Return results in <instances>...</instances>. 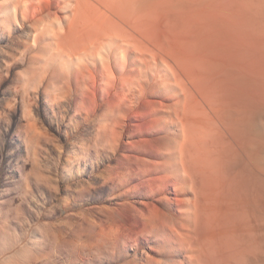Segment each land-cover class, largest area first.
<instances>
[{"label":"rangeland","instance_id":"obj_1","mask_svg":"<svg viewBox=\"0 0 264 264\" xmlns=\"http://www.w3.org/2000/svg\"><path fill=\"white\" fill-rule=\"evenodd\" d=\"M43 1L45 0H40V2L39 0L31 1L32 4L30 2L24 5L19 4L16 13L11 12L10 15L5 14L6 17L0 15V264H197V259H200L201 261H199V263L202 262V264L205 260L206 262L204 264H213V260H215V263L217 260L218 264H264V248H258L255 252H251L252 249L250 253L246 252L245 254V250L248 248L247 251H249L251 246L248 244V247L245 248V244H243L244 247L242 246L245 240H243V242L241 241L243 237L245 239L248 233L250 236L246 238L249 239V242L247 239L246 241L255 244L252 245L253 248L254 246L257 247L258 243V246H261L260 244L264 242L263 221L260 222V220H258L262 225V229L258 230L256 229L258 225H253L254 220L256 218L258 219L257 216L261 218L263 215L264 217V210L259 208V210L255 211L253 209L252 211L256 212L255 218H253L254 216L251 215L252 212L250 215L248 213L251 207L248 206L250 209L245 206H243L242 209L240 207L242 213L245 212V208L247 209L245 214L243 213L245 221H242V214L238 211L239 205H236L238 206L236 207L233 204L234 201L235 203L238 201L233 200L237 198V195L235 196L232 190V188L235 189V184H233L234 186L232 187V184L227 182L231 186L229 187L227 184L230 188L229 192L230 190L233 191V196L232 191L230 195L227 191L228 187L226 188L227 185H224L226 184L224 183L226 180L223 179L222 181L220 178L224 183H221L220 187L223 184V187L226 188L224 189L221 187L224 189L222 195L223 197L226 196V198L229 195L232 197L227 198V200L228 202H230L231 199L233 200L231 203L233 208L230 207V203L228 204L227 202V207L225 204L221 209L222 211L224 208H228L226 211L224 210L226 214L222 216L224 212H221L219 208L224 204V202H222V197L221 206L220 203L218 204L219 206L216 204L219 201H214L216 203L213 207L217 205L216 209L219 210H215L221 213L220 215L216 213L217 217H215L216 219L218 215L219 217L221 216V219H223L224 216L228 217L232 214L228 212L229 210L230 212H234L232 218H236L234 217L236 216L235 210L238 209L237 220L232 221V223L229 221L232 219L230 216L229 218H225L228 222L225 221L229 226V230L232 226L231 224H235L233 225L234 230L232 229L233 226L231 228L233 231L237 228L236 226L238 224L236 225V222L241 221L239 225L242 226H238V230L233 232L235 235L237 234L236 236H238V234H245V231L247 232L245 236H239L242 237L240 239L235 236L239 240L234 236H230L233 234L231 233L232 231L228 232L226 230L228 228L225 225L226 222H222L223 220H221V224L219 222L220 220L218 221L213 217L215 210H212L209 205L208 207L205 206L208 203L207 201L211 199V194V197H213L216 193L217 196H215V198L219 200L217 198L219 196L217 193H222L223 189L220 190L217 188H220L218 184L221 181L219 178L216 180V182H219L216 183L218 187L216 186L217 191L214 193L212 190L214 191L215 186L211 185L215 184L211 181L213 180L211 176L210 180L208 174L204 171L198 170L200 173L197 172V169L194 171V167H190L191 165L193 166V163H191V165L190 163L186 165V163L191 161L189 157H186L188 153H184L187 152V150L179 143L182 142V137L186 129L185 120L182 121V119L187 117L184 115L185 109L184 106H182V104H185L183 102H186L185 94H187V92L184 85L182 87L185 89V92L181 87V80L176 79L175 81L172 76H167L163 66L159 67L160 62L158 61L155 62L150 60L152 64L149 61L150 63L146 66L148 69L147 71L144 64H139V56L135 52L133 53L131 50L130 52L128 49H124L121 50V53L113 42L106 43V47L104 45L103 48H98L95 54H91L90 52L81 56L80 59L77 58L69 62L65 61V65L62 60L60 63L59 57L55 56L56 58H54L51 56L54 60L51 58L49 59L48 57H50V55H45L49 51V46H47L48 43H46L48 41L45 37H42V40L45 39L43 41L45 43H43L40 39L41 35H39V32L36 30V28H38V22L40 23L41 21H37V18L40 17L42 19V14H45L46 10H48L47 12L50 10L52 13H55L52 14L49 12L50 14L48 13V15L50 16H62V10L58 8L62 3L61 0H51L54 1L53 8H51L47 4L50 0H46L45 2L47 3ZM36 2L45 3L43 4L45 8L42 3L36 4ZM25 7H27V9ZM43 10L45 11L43 12ZM18 22L20 23L18 24ZM34 26H36V28ZM195 26L198 28L200 25ZM200 27L189 31V33H194L192 41H195L193 44H189L190 41L186 43L183 36L179 35V43L180 40H184L182 41L184 42L182 46L185 44L184 46L187 47H184L187 50L183 49V52L185 51L188 53H186L187 56L184 55L185 52L183 53L184 58H187H185V61L182 60V62H186L187 59H189V51H194L190 48L194 49L195 47L196 51L200 46V48L202 47L201 49L199 48L200 54L206 53L207 56L206 54L205 56L204 54L200 55L199 52H197L198 50L191 53L192 56L190 55V58L194 57L191 59L193 61L189 59L186 63L190 61V63L193 62V64L189 63L188 69L193 68L192 70L194 71V67H199V65L197 66L198 62L200 64L203 63L205 67L202 65L203 67L201 66V70L199 68L196 69L197 72H195L197 74L193 72L196 76L204 72L202 74L204 80L205 78L207 79L206 75L209 76L213 72L208 79L212 78L216 81L211 83V80L209 81L207 79L212 85L215 83L218 88V83L222 82L223 85H225L224 83H228L229 81V84H227L228 87L224 86V88L232 87L231 89H233L239 86L238 89L241 88L242 90H238V92H242L243 89L247 87L245 89V95L248 98H250V95L253 97L251 86L249 89L248 86H244L248 85V83L249 85L254 84L253 73H251L252 78L249 76L253 81L252 83L250 80H247L249 78L248 76L247 79H245L247 81H243L242 78H244V75L240 73V77H242L240 81L245 83H237L240 84L237 86V84L233 82L232 85H230L232 82L231 78L238 77L237 80L240 82L239 76H236L235 72L241 68L240 65L238 69H236L237 67L235 66L233 68L231 64L238 60L236 63L238 65L242 63V60L239 61L240 59L235 55V52L234 57L232 55L233 53H229L234 51L233 48L228 47L229 49H226L227 46L224 48L223 42L212 37V30L210 31L208 25H205V30H201ZM202 28H204V26ZM186 30L188 31V29ZM193 30L195 31L193 32ZM37 35L40 36L39 39L41 42L37 38ZM33 36L36 37V42L33 40ZM212 39L216 40L218 44L215 45ZM196 40L198 44L195 43ZM206 43H208V46ZM203 45H206V47ZM213 45L215 47H213ZM182 46L176 50L174 49V51H180L183 48ZM203 47H205V51H203ZM221 47L223 48L220 49ZM216 48H218V50ZM208 49L214 53L216 51L220 55L213 53L212 57V52ZM219 49L223 50V52ZM224 50L228 51L224 52ZM174 51L172 50V54ZM219 51L221 53H219ZM176 54L177 53L172 56L175 57ZM180 54L182 56V51H180ZM180 54L178 53V56H180ZM217 55L219 57H217ZM178 56L175 58L178 59ZM183 56L181 58L179 57L180 61L178 62L182 63L181 59H183ZM195 56H199L197 58L199 61ZM168 58L174 61L172 58ZM234 58L237 60L233 61ZM244 60L241 68L242 71L239 70L237 72L238 74L240 71L243 72L245 70H243L245 64ZM225 61L227 62L225 63ZM232 61L233 63H230ZM220 62L221 65L223 62L224 67L219 64ZM207 63L211 65H207ZM228 63L232 69H235L232 70L234 71V77L231 78L228 76L232 73L231 69H227L230 68ZM182 64H180L181 68L179 67L178 70L179 74L185 70V65H183L182 68ZM224 64H228V67ZM247 64L246 62V67ZM191 65H193V67H191ZM206 66L208 71L205 69ZM211 66L215 67V69ZM249 66L253 68L254 65L249 64ZM220 67L222 68L220 69ZM225 68L231 71L229 73L226 71L228 75L224 70ZM217 69L218 71H216ZM159 70L161 71L159 72ZM187 70L180 75L189 73V75H185L190 77L191 72ZM198 70H200L201 73ZM222 73L227 75V79H231V81H226V77H223V80L226 81L223 82L222 79H220L222 78L221 75L223 76ZM247 73L248 71L246 69L244 71L245 76ZM200 75H198L197 79L195 78L198 83H202L200 87L203 84L209 87L210 84L208 85L207 81L205 83L204 80L203 83V80H200L202 77ZM212 75L216 76L213 78ZM231 76H233V74H231ZM187 77H182L184 83ZM216 77L220 78L217 79ZM155 78L158 80H155ZM188 82L187 80V83ZM222 83L219 87H222ZM215 84L214 87H216ZM188 86L192 88L190 83ZM242 86L244 88H242ZM210 87L214 89L213 86ZM176 88H178V91ZM235 89L237 90V88ZM229 91L231 90H227L226 93L229 94ZM247 91H249V95H247ZM241 92L240 94L243 96L242 94L244 91ZM228 94L227 98L230 96V100H232L234 95L232 96L230 94L234 93ZM246 96H244V99H248ZM180 98L182 102L179 100ZM177 105L179 106L177 107ZM178 108L180 109L178 110L179 112L176 110ZM171 110L173 111L172 113L170 112ZM175 111L176 116L181 115L185 117L181 119L179 116L177 118L175 116ZM183 111L184 113H182ZM168 115L171 117L168 118ZM172 116L174 118H172ZM171 124L173 125L171 126ZM175 134H177V138ZM174 145L179 147L177 148V146ZM174 149H177L179 153L177 154V151L175 152ZM181 157L182 159H180ZM180 162L181 164H179ZM179 166L182 168L181 170ZM187 166H189V168H191L190 170L194 173L197 172V174L189 171ZM185 167L186 170H184ZM235 167V169H238L237 166ZM190 172L194 174L192 175L193 177L190 176L192 174ZM199 174H201L200 176L203 179L206 175L212 182L210 184V181L204 179L208 182L206 184L210 185L209 188H212V190L211 188L209 189L211 190V194H209L210 192L208 189L209 193L206 192V188H202L201 183H203L204 187L208 186L200 176L203 182H199L200 184L197 182L200 181L196 179L199 178L197 176ZM194 176L197 177L194 178ZM193 181H196L198 187L202 189H199ZM237 184H239L238 186H244L243 181ZM191 185L194 187H192L193 190H197V195L195 193L196 191L191 190ZM198 189L200 191L202 190L201 193ZM203 191L208 193L205 198L202 197L203 195H200L205 194ZM198 192L200 194H198ZM224 192L229 194L227 195L225 193L226 195H224ZM197 196L203 198L204 200H202V202L205 201L206 204L198 205L196 202L201 198ZM194 197H197L196 199H198V201L195 202V200H193L195 199ZM207 197L210 199L205 200ZM213 198L211 199L212 201ZM241 199L242 202L243 198ZM212 201H209V204L210 202L213 204ZM199 202L201 204V201ZM237 203L240 204L239 201ZM212 204L210 206H212ZM242 204L240 205L242 206ZM190 205L193 207H190ZM196 205H198L199 208L198 206L196 207ZM203 206L206 208L207 216L209 215L208 211H213V216L210 217V219L206 218L207 216L204 214L206 211ZM195 207L198 209L202 208L200 211L202 212L204 210V213L202 212L200 214V211L198 210V212L197 209L195 210ZM234 207L236 208L235 210ZM208 208H210V210ZM229 208H232V211ZM194 210L197 212H194ZM261 211L262 214H260ZM194 213L199 214L201 219L197 214L194 216ZM202 215L206 217L203 216V219ZM211 215L212 213L209 216ZM245 215L249 219L253 218V223L251 219L247 220ZM187 217L190 221L192 218H195V221L200 219L198 224L201 221L200 226L203 227L204 224L202 223V219L205 224L207 220L208 223L211 224L205 225L204 228L208 229L210 227L213 235H215L217 231H221V228L218 226L219 224L222 225L224 229L225 225L227 233H231L228 235L226 231L223 230L224 234L228 235H225L226 238L230 236L235 238L237 242H235L236 245L235 243L233 244V242H229V240L224 241V243H231L227 247L231 245L234 250L231 248V251H228V248L224 246V244L222 248L226 247V249H223V253L220 250L222 248H218L219 246L221 247L219 243L222 244V242L215 240V242H217L216 244L214 243L215 245L213 244L215 246V248L214 246L213 248L215 249V253L218 252V250L219 253H213L214 249L211 250V253H213V257L214 255L215 257L217 256V259H214L212 255L209 256L210 251L206 248L207 244H210L209 242L213 241L216 236L218 239V234H220V237L223 236V238H219V241L221 239V241H223L225 236L223 233L221 236L222 231L218 232L216 236H211V238L214 237V239L210 240L205 245L203 241L206 239L207 242L208 239H211L208 238V234L211 231L205 229V231L207 230L206 234L202 227L201 229L204 232L201 230L199 231L198 229L200 226L197 222H193L192 224L193 227L195 223L198 225L195 226L199 227L197 230L200 232L201 238L198 236L199 234L196 229L194 230L192 226L190 230L192 234L195 233L194 235L196 238L194 239V235H192V237H190V235V238H188V242H190V239L195 240H192L195 244L192 245L191 242L188 249L195 246L197 251H195L194 248L188 250L183 247L182 243L179 244L180 237L178 236H182L183 238L185 236L182 234L190 232V230L189 232L186 230L187 227L188 229L190 227ZM239 218L241 220H238ZM194 220L192 219V221ZM212 220L215 224H218L216 225L219 228H216L217 226L214 224L212 225V223H214ZM229 222H231V224ZM250 222L253 226V228H251L252 232L254 229L261 232L260 234L257 233L258 237H254L256 235L254 233L255 230L253 232L255 235L250 232L251 229L248 231L251 226L248 225ZM245 225L248 229L243 227ZM213 226H215V230L217 229V231L212 230L214 228ZM242 228V232L244 233L239 232ZM193 230L196 232L193 233ZM208 231L210 232L208 233ZM178 232L182 234L179 235L180 233ZM196 233L198 235H196ZM202 233L208 237L206 236L207 238L204 237V239ZM251 233L253 239L257 238L259 240H256L258 241L257 245L256 241L252 242L250 240L252 237ZM212 234L210 233L209 235ZM202 238L203 240H200ZM228 239H230V241L232 240L231 238ZM235 239H233V241ZM238 241H241L240 245ZM217 243L218 247H216ZM235 246H241L236 248L239 250L245 248L244 252L243 249L242 253L239 250L237 251ZM207 247L210 249L209 246ZM182 248L185 250H182ZM259 249L263 251L259 253V251H261ZM190 250H193V252H190ZM225 250H227V252H225ZM220 251L223 254H220ZM233 251L238 252L235 253L237 254L236 256L240 254V257H243L239 258V256H235L234 259L233 256L235 254H229ZM225 253L229 254L226 256L228 257L226 258L227 260L222 259V255L225 257ZM195 256L199 257L195 260ZM232 257L233 259H230ZM219 259H222V261Z\"/></svg>","mask_w":264,"mask_h":264},{"label":"bare ground","instance_id":"obj_2","mask_svg":"<svg viewBox=\"0 0 264 264\" xmlns=\"http://www.w3.org/2000/svg\"><path fill=\"white\" fill-rule=\"evenodd\" d=\"M31 1H38V0H0V15H4V17H6L5 14L10 15L11 12L16 13L19 4L24 5V4H27L29 2L31 3ZM45 1H43V2H45ZM39 2H40V0H39ZM39 2H36V4L42 3V5H43V4L47 3V2H45V3H43V2L39 3ZM55 3H56V1H55ZM61 3H62V4H60L61 6L58 8L62 10V16H60V17L59 16H52V15L50 16V15H48L49 12L52 13L50 10H49V12H47L48 10H46V11L43 10V12L44 11L46 12L45 14L44 13L42 14L43 15L42 17L44 19L43 18L41 19L40 17L37 18V21H40V20L41 21H40V23L38 22V28H36V26H34L36 28L37 32H39V35H41V37L39 35H37L38 36L37 38L39 39V37H40V39H41L42 37H45V39L48 41L46 43H48L47 46H49V51L46 50V51H48L47 52L48 54L46 53L45 55H48V56L50 55V57H48L49 59L51 58V56L54 58L59 57L60 63L62 60L64 65H65V61L69 62V61L75 60L77 58L80 59L81 56H83L87 53H90V52H91V54H95V52H97L98 48L101 49L104 47V45L106 43H108V42L112 43L113 42V43H115L117 49L120 51L124 50V49L125 50L128 49L129 51L130 50L133 51V53L135 52L139 56L138 57L139 58L138 60L140 61L139 64H141V63L144 64V67H146L147 64L151 62L150 60L155 61V62H157V61L160 62L159 67L163 66L164 70H166L167 76H172L175 79V81H176V79L181 80L180 81V83H182L181 87L184 85V88L186 89V92H187V94L184 93L186 95L185 96L186 99L183 98L186 100V102H183V103H185L184 105L182 104V106H184V109H185L184 110L185 113H184V111L182 113H184V115L187 117L184 116L185 117L184 118L181 115H179L181 119L184 118V119H182V121L185 120L184 122L186 123V125H185L186 129L184 132V136L182 137L183 138L182 142H179V143H181V146H183V148H185L187 150V152H184V153H188V154H186V157L187 158L189 157L190 161H191V162L186 163V165L189 163L191 165V163H193V166L192 165L191 166L189 165V166L192 168L194 167V169H193L194 171H196L195 169H197V172H198V170L199 171L202 170L206 174H208L209 178L211 176V178L213 180H211V178H210V180L215 184V185H211V186H215V189L213 191L212 188L211 187L210 188H211L212 192H214V193L217 191L216 188L218 186L220 187L221 183H223L222 182L223 179L226 180L224 182L226 184L223 183L225 186L227 184L229 185V183H227V182H230V184H232V187L234 186L233 184H235V187H234L235 189L232 188V190L234 191L235 196L237 195L236 197L238 199L234 198L233 200H236V201L238 200L240 204H242V203L243 204L241 206L240 204L237 203L238 201L236 202L237 204L235 203V201L233 204H234V206L239 205V208H238L239 210L238 209L237 210L241 212L242 217L244 216L245 212L247 211L246 208H248V206L251 207V210L248 213L250 215V213L252 212L251 215L254 216L253 218H255V214H256L255 211L259 210V208L264 210V199H263L264 198V0H61ZM47 4L49 7L53 8L54 1L50 0L49 3H47ZM22 5H21V7H22ZM25 6H27V5H25ZM25 8L27 9V7H25ZM44 8H45V6H44ZM8 17H10V16H8ZM15 20H17V19H15ZM37 21H35V22H37ZM19 23L20 22H18V24ZM195 25H200L201 27L200 26L199 27L201 30L202 29L205 30V25L206 26L208 25V27L210 28V31L212 30V34H213L212 37L213 38L215 37L218 40H220L221 42H223L224 48H225V46H227L226 49L233 48L234 51L232 50L233 52H229V53H233L232 55L234 57V52H235V55L239 57V59H240L239 61L242 60V63L239 62L240 64L237 65L236 64L238 62L237 59H236L237 62L233 63V61H236L234 58V60L232 59L233 61L230 62V63H233V64H231V67L234 68V66H235V67H237L236 69H238L239 68L238 66L240 65L242 68L243 60L244 59L246 60V61L244 60V62H245V64H246V62L248 64H247V67L244 64L243 70L247 69V71H248L247 75L245 76L246 72L244 74L245 70L243 72H241L242 71L241 68L238 69V71L241 70L239 72V74L237 73L238 71H236L235 75L239 76V81H240L242 78V77H240V73H243L244 78H242V79L244 81L245 79H247V76L249 77V76H251V73H253L252 76H253L254 82L251 80L252 76H251V78L249 77L247 80H250V82L251 83L253 82L254 84L249 85V83H248L249 81H248V82H246V83H248V85H244V86H248V89L251 86V88H252L251 93H253V97L250 95L249 96L250 98H248L245 95L246 94L245 89L247 87L245 89H243V91L245 93L242 91L243 96H241V94H240L241 91L238 92V90H242V89L241 88L238 89V87H239L238 85H240V84H237V83L244 84L245 82H241V81L238 82V80H237L238 77H236V76H235L236 78H231V77H234V71H232V70H235V69H232L230 67L229 63L228 64H229L230 68H227V69H231L232 73H230L228 75V73L231 71L227 70L226 68L224 70H225V72L228 71V73L226 72V74L229 76V78L232 79V82L230 85H232L233 82H235L237 84L238 87H235V88H237V90L235 88L231 89L232 87L231 88L229 87L230 89L226 88V87H228L227 84H229L228 80L231 81V79H227L228 78L227 75H224L225 72H224V74L222 73L223 74V76L221 75L222 78L218 77V78L222 79L223 82L225 80L228 81V83L225 81L226 82V83H224L225 85H223V83L221 82L223 88L219 87V86H221L220 85L221 83H218V88H217V84L214 83L216 85V87H214V84L213 85L211 84L212 82L216 81L215 79L213 80L211 77H210L211 79H208V77L211 74H213L212 71H211L212 73L209 76L206 75L207 79L209 81L211 80V83L208 82L206 78L204 79L205 83L207 81L208 82L207 84L208 85L210 84L209 87L207 85L205 86V84H203L200 87V85L202 83L199 82L200 83L199 84L196 80L198 75H200V74H198L197 76L195 74H197L196 69H198V68L200 69L201 66L203 65V63L201 62L202 64H200L198 62L197 66L199 65V67H197L195 65L197 68L194 67V69H195L194 71L192 70L193 68L188 69L187 67H188V64L190 63V61L188 63H186V62L189 59L191 60L194 58V57L190 58V55H191V53H193L195 51V47H194V49L190 48L194 51L193 52L189 51V53H190L188 55L189 59H187V61L184 62L186 60L185 58H187V57L184 58L183 53L185 51L183 52V49H185L184 47H186V46H184L185 44L182 46V43H184L182 41H184V40L186 41V43H188L190 41L189 44H191V43L193 44V42L195 41V40L192 41L194 33H189L190 30L197 28ZM203 26H204V28H202ZM185 28L188 29V31ZM200 29H199V31H200ZM194 31L195 30H193V32ZM34 32H35V30H34ZM208 32H209V30H208ZM179 35L183 36V38H184V40H182V41L180 40V43L178 41ZM35 39H36V37H34L33 40L35 41ZM214 39H212V41ZM41 40H40V42H41ZM44 40H42V42ZM197 42L198 41L196 40L195 43H197ZM199 42H201V41H199ZM213 42H215L214 43L215 45L218 44V43H216L217 42L216 40H214ZM43 43H45V42H43ZM186 45L189 46L188 44H186ZM206 45L208 46V43H206ZM206 45H203V46L206 47ZM181 46L183 47L180 50V51H182V56H183V59H181V62H182V60H184L183 61L184 63L182 62L183 64L178 62V61H180V58L182 57L180 54V51L179 50H177L178 52L174 51V49L176 50ZM195 46H196V44H195ZM209 46H211V45H209ZM105 47H106V45H105ZM205 47H203L204 48L203 51H205ZM213 47H215V46L213 45ZM199 48H200V46H199ZM199 48H197V50H198V51L196 50L197 52L200 51ZM222 48L223 47H221L220 49H222ZM112 49H113V47H112ZM216 49L218 50V48H216ZM216 49H214V50H216ZM172 50L174 51L173 54L177 53L176 54L177 56H178V53L180 54V56H178L179 60L176 59L177 58L176 55H175L176 58L172 56L173 55ZM185 50H187V49H185ZM220 51L223 52V50H220ZM220 51H219V53H221ZM225 51L227 52L228 50H224V52ZM206 52L208 53L207 50H206ZM210 52H212V51H210ZM121 53H122V51H121ZM123 53H124V51H123ZM186 53L187 52H185V54H184L185 56H187ZM213 53L214 52L211 53L212 57H213ZM215 53L218 54V52H216V51H215ZM199 54H200V52H199ZM203 54L205 56L206 53H202L200 55H203ZM218 55H220V54H218ZM218 55H217V57H219ZM130 56H131V54H130ZM206 56H207V54H206ZM168 57L172 58L174 61H172ZM198 57H196V59ZM202 57H201V59H202ZM209 57H211V56H209ZM227 58H226V60H227ZM84 59H86V58H84ZM52 60H54V59H52ZM134 60H137V59H134ZM197 60L199 61V59H197ZM191 61H193V60H191ZM228 61H231V60H228ZM194 62H195V60H194ZM214 62H215V59H214ZM226 62L227 61H225V63ZM151 64H152V62H151ZM180 64H182L181 65L182 68H183V65H185L184 66L185 70H183V72H181V73H184V71L186 72V70L188 69L187 71L191 72L190 77L186 76L187 74L189 75V73H187V74L185 73L186 75L182 74L183 76L180 75L181 73L179 74L178 70H179ZM190 64H193V62H191ZM212 64H213V62H212ZM217 64H218V61H217ZM219 64L221 65V62ZM234 64H236L237 66ZM249 64L254 65L253 68L251 66H249ZM207 65H211V64L207 63ZM227 65H225V66H227ZM141 66H143V65H141ZM152 66H154V65H152ZM221 66L224 67L223 62H222ZM191 67H193V65H191ZM215 67H216V65H215ZM215 67H212V68L215 69ZM222 67H220V69ZM149 68H151V67H149ZM217 68L219 69L218 66H217ZM146 69H147V67H146ZM146 69H145V71H146ZM205 69L207 70V66ZM218 69L216 71H218ZM200 70H198V71L200 72ZM147 71H148V69H147ZM160 71L161 70H159V72ZM157 72H158V70H157ZM193 72H195V74ZM221 72H223V71H221ZM135 73H137V72H135ZM203 73L204 72H202L200 76H202ZM231 74H233V76H231ZM147 75H149V74H147ZM155 75H157V74H155ZM181 76L187 77V80L189 82L187 83V80H186V82L184 83V80ZM214 76H216V75H214ZM214 76L212 75L213 78H214ZM223 77L224 78L226 77L225 80H223L224 79ZM157 78H159V77H157ZM173 78H172V81H173ZM201 78H200V80L202 81L204 77L202 76ZM233 79H235V80H233ZM155 80H158V79L155 78ZM204 80L202 81L203 83H204ZM247 80H245V81H247ZM166 81L168 82L167 79H166ZM198 81H199V79H198ZM170 83H171V81H170ZM189 83L192 85V88L189 87L190 85L188 86ZM235 83H234V85L236 86ZM253 85H254V87H253ZM210 86H213L214 89L211 88ZM224 86H226L225 87L226 89L224 88ZM203 87L206 89H204ZM178 88H176L177 91H178ZM201 88H203V89H201ZM242 88H244V87L242 86ZM185 89H184V92H185ZM174 90H175V88H174ZM194 90H195V92H194ZM227 90H231V91H229V94L234 93V94H230L232 96L234 95V98H232V100H230V98H231L230 96L227 98V94H228V93H226ZM196 92H197V94H196ZM247 92H248L247 95H249V91H247ZM151 93H154V92H151ZM180 93H179V95H180ZM184 94H183V96H184ZM254 95H255V98H254ZM244 96H246L248 99H244L245 98ZM181 98L179 100L182 102ZM177 102H179V101H177ZM178 106L179 105H177V107ZM172 108L174 109L173 106H172ZM172 110L170 111L171 113L173 112ZM176 110L178 111L180 109L178 108ZM181 110H183V109H181ZM169 115H168V118L171 117V116L169 117ZM173 116H172V118H174ZM175 116H176V111H175ZM179 116H176V117L178 118ZM165 121H166V118H165ZM179 124H180V122H179ZM172 125L173 124H171V126ZM174 126H175V124H174ZM182 126H184V125H182ZM178 127H180V126H178ZM179 132H181V131H179ZM177 134H175L176 138H177ZM174 142H176V141H174ZM177 145H179V144L177 143ZM177 145H174V146H177ZM178 147L179 146H177V148ZM174 151L175 152L177 151V154L179 153L177 149H174ZM174 156H176V155H174ZM175 158H177V157H175ZM172 159H173V157H172ZM180 159H182V157ZM174 162H176V161H174ZM179 164H181V162ZM183 165H185V164H183ZM234 165L237 166L238 169H235L236 167ZM189 166H187V167L189 168ZM179 168H180V166H179ZM181 169L182 168H180V170ZM190 169L191 168H189L188 170L192 171ZM184 170H186V167L184 168ZM202 171H201V173H202ZM192 172H190V173H192ZM197 172L196 173L193 172V173L197 174ZM193 173L190 175L191 177H193L192 176V175H194ZM198 173H200V172H198ZM181 175H183V174H181ZM184 175H186V174H184ZM200 175L201 174H199L197 176L199 177ZM197 176H194V178ZM206 177L207 176L205 175L204 179L206 181L207 180L210 181L208 179V177H207V179H206ZM184 178H186V177H184ZM199 178H196L197 180H200L197 182L198 183L203 182V181H201L203 178L202 177H201L202 179L201 178L199 179ZM218 178H219V180L221 178L222 181L220 180L221 182L217 186L216 183H218L219 181L216 182V180H218ZM196 179H194V180H196ZM205 180H204L205 184L208 183ZM211 181L209 182L210 184L212 183ZM240 181H243L244 186H241L242 182L240 183L241 185L238 186L239 184H237V183H239ZM193 182H195V185L198 187V184L196 183V181H193ZM193 182H192V184H193ZM201 184H202V188H206V190L210 189L209 184L208 185L206 184L208 187H204L203 183H201ZM223 184L221 187H223ZM228 185L226 186V188L228 187ZM192 187H193V185H191V190L196 191L195 193L197 195V190H193ZM221 187L217 188V189L221 190L224 188V187L223 188H221ZM229 187H231V186L229 185ZM229 187L227 190L228 192L230 189ZM243 187H245V188H243ZM198 188L202 189L200 187H198ZM226 188H224V189H226ZM224 189L222 190V193L219 192L220 190L218 192L222 195ZM208 190L206 192H208ZM211 190H209V192H210V193L208 192L209 194H211ZM232 190H230V192ZM201 191H200V193H201ZM233 191H232V193H233ZM206 192L203 191V193H205L206 195L200 194L199 192H198V194L203 195L202 197L205 198L208 194ZM219 193H217V194L219 196H221ZM225 193L227 194V192H224V195H226ZM234 193H233V196H234ZM230 195H231V193H230ZM230 195L227 198H229V197L232 198ZM211 196H212V194L210 195L211 199L214 197L213 201L210 198H208L209 196L205 200L210 199L209 201H212L214 205L211 202L209 204V201H207L208 203H207V205H205L206 207H208V205H209V207H211L212 210H215L219 203L221 206L222 202H224V204H222L223 206L219 207L220 211H221L222 207L225 206V204L227 207L228 200H227L226 196H224V197H223V195L221 197L218 196L217 198L219 200H217L215 198V196H217L216 193H215V196L214 195H213V197H211ZM196 198L193 199V200H195V202L198 201V199H196ZM198 198H201V197H198ZM203 198L199 199V201H201V204L199 201L196 203H198V205L204 204L205 201L202 202V200H204ZM221 198L223 199V201L221 200ZM241 198H243L242 202H241V200H242ZM214 199H216V200H214ZM224 199H226L227 201ZM233 200L231 199V201L229 200L230 202H228V204L230 203L229 205L232 208H233V206L231 203ZM214 201H217V202L219 201V202L216 203ZM191 202H193V201H191ZM215 203L217 205H216V207H213V206H215ZM211 204H212V206H210ZM198 205H196V207ZM191 206L192 205H190V207ZM205 206H203V208ZM243 206L246 207V208L244 207L245 208L244 209L245 212H243L244 214L242 213V210H241L243 208ZM196 207H195V210L197 209V211L198 210L200 211L202 209V208L198 209L199 206H198V208H196ZM236 207H238V206H236ZM240 207H241V209H240ZM232 208H229V209L231 210ZM193 209H191V210H193ZM204 209L206 211V208H204ZM208 209L210 210V208H208ZM227 209L228 208H226V209L224 208L221 211V212H224V213H222V216L224 214H226L225 211ZM235 209L236 208L234 207V210ZM248 209H250V208H248ZM253 209L255 211H252ZM195 210H194V212H197ZM216 210L218 211L219 209H216ZM216 210L214 211V216H213V211L212 212L210 211L212 213L211 216H209L211 213L208 211L209 217L207 216V211H206V213H204L203 212L204 210H203L202 212L207 217L205 215H202V218L204 219L203 216H205L207 219L208 218L210 219V217L213 216L216 219V217H217L216 213H218ZM237 210H235L236 216H234L236 218H232V215L234 212H230L228 210L229 213H232L231 215L229 213H227L231 217L230 216H228V217L224 216L223 219H221V216L219 217V215L221 213H218L219 219L217 218L216 220H218V221L220 220L219 221L220 223H221V220H223L222 222H224L226 220L225 218H229V217L233 219V220L232 219L229 220L231 222L234 220H237V216H238ZM202 212L200 211L199 213L201 214ZM253 212H255V213H253ZM258 212H257V215H258ZM195 214H197V213H194V216H195ZM260 214H262V211ZM246 215L249 217V215L247 213H246ZM246 215H245V217H246ZM197 216L200 217V219H201V216L199 214H197ZM257 217H258V219L256 218L257 220L256 219L254 220L253 225H256V226L258 225V228H256V229L259 230V229H262L261 228L262 225L260 222L263 221L262 223L264 225V217H263V215L261 216V218L259 216H257ZM214 218H212V219L214 220ZM253 218H250L252 220L251 221L252 223H253ZM192 219L194 220L195 218H192ZM192 219H191V221L189 219L190 224L189 223L188 224L190 225V227H189V229H188V227L186 229L188 232H189L191 226L193 227L192 223L197 222V224H198V221L200 220V219L196 218V219H198V221H195V220L192 221ZM203 219H202V223L204 224V227H205V225L207 226L208 224H211V223H208L207 220L205 221L206 222V224H205ZM248 219L249 218H247V220ZM213 220H212V222L216 221V220H214V221ZM238 220H241V219L239 218ZM243 220L245 221L244 217L242 218V221ZM258 220H260V222ZM227 222L225 225L228 228L226 229L225 225H224V227L228 232L232 231L231 233L233 235H230L231 233L230 234L227 233V231L223 228V226L220 224L218 225L217 223L216 224L221 228L222 232L217 231V229L215 230V226H213L214 228L213 229L211 228V229L214 231H217V233L221 232V236H222V233L224 234V232H223V230H224V231H226V233L228 235L235 237L237 234L235 235V233H233V232H236V230H238L237 228H238V226H240L239 222H241V221L236 222V225L237 224L238 225L236 226L237 228H235V231H233L234 230L233 225H235V224H231V222H229L233 226V228L231 226V228L233 230H231V228L229 230V226L227 225ZM247 222H246V224H247ZM251 222H250V224L248 223L249 226L252 224ZM200 223H201V221H200ZM200 223L198 224L199 226H200ZM243 223H241V224H243ZM197 224L195 223V225H197ZM213 224L216 225L215 222L212 223V225ZM195 225L193 228H194V230L196 229L198 234L200 233V232H198V230L199 231L201 230L202 232H204L205 229H207V228H204L203 226H200V228H199V227H197L198 225L197 226H195ZM259 225H261V226H259ZM218 226L216 228H219ZM201 227L204 228L203 229L204 231L201 229ZM240 227H239V229H240ZM243 227H245V229H248L246 227V225ZM251 228H253L252 225L250 226L248 231H250ZM256 229H254L255 232L253 230V232L256 235L252 232V229L250 231L253 233V235H255L254 237H258L257 233H259V234L261 233V232H258V230H256ZM194 230H193V233L196 232ZM207 230H210V227ZM242 230H243V228L239 232L244 233V232H242ZM206 231L204 233L207 234ZM210 231H208V233ZM190 232L187 234H182L181 232H178V233H180L179 235L182 234L183 236H185L183 238H182V236L176 235V236L180 237V239H179L180 243L179 244L182 243V246L187 248V249H188L189 244L193 240V239L192 240L190 239V242H188L189 241L188 238L192 237V235L195 234V233L192 234L191 230H190ZM183 233H184V231H183ZM197 233H196V235H198ZM210 233L212 234V231ZM217 233L215 235H213V234L209 235L208 234L209 237L207 235H204L203 233L202 234H203V238L206 236L208 238H211V236H216ZM246 233L247 232L245 231V234ZM252 233H251V236H252ZM227 234H224V236ZM245 234H240V235L238 234V236H236V237L240 239L243 237L242 235L245 236ZM218 235H219L218 239H217V236L215 239H214V237H212L211 239H208L207 242H206V239L204 238L205 241H203V242H205V245L210 240L214 239L213 240L214 242L210 241L209 242L210 244H207V246H209L210 249H208V247L206 246L207 250L210 251L209 256H211L213 253H215V249H214L215 246L214 245L217 242V241L215 242V240H218V242H222V244L219 243L221 245V247L220 246L218 247V243L216 245V247H218L219 249L222 248L224 244H225L224 246L227 247L232 242L234 244L235 242H237V240H239L236 237L235 238L237 240L235 238L230 237V236L227 238L225 236L224 237L225 240L223 239V241H221L222 240L221 239L219 241V238H223V236L220 237V234H218ZM198 236L200 237L201 234H199ZM239 236H242V237H239ZM247 236H250V235H248V233H247L246 237ZM178 237H177V239H178ZM193 237H194V239L196 238L195 235ZM246 237H245V239L243 237L241 240L242 242H243V240H245V242L242 243V246L244 247L243 244H245V248H247L248 244H249L251 246V249H249V251H247V249H248L247 248L244 252L245 248L244 249L241 248L239 250L236 248H239L241 246H239V247L235 246V249L237 251L239 250L242 253V249H243V252L246 254V252L250 253V251L252 249L253 250L251 252H253V251L255 252V250H258V248H264L263 247L264 242L262 244H260L261 246H258L259 240L257 238H254L255 239L254 240L253 236H252L250 239L252 242L258 240V241H256V245H257V243H258V245H257V247L254 246V248H255L254 249L252 245H255V244L248 243L249 239H247ZM203 238L200 240H203ZM228 238H231L232 240L230 241V239H228ZM233 239H235V240L233 241ZM246 239L248 242L246 241ZM226 240H229V242H231V243H229V244L224 243V241H226ZM179 241H177V242H179ZM193 241H195V240H193ZM211 242H213V243H211ZM240 242L238 241L239 245H240ZM194 244H195V242L194 243L192 242V245H194ZM211 245H212V249H211ZM235 245H236V243H235ZM213 246H214V248H213ZM180 247H181V245H180ZM226 247H224V248L226 249ZM193 248L195 249V251H197L195 246H192L189 249H193ZM224 248H222L220 250L223 252ZM227 248H228L227 249L228 251H231V248H233V247H231V245H230V247H227ZM229 248H230V250H229ZM182 250H185V249L182 248ZM211 250H213L214 252L212 251L213 253H211ZM227 250H225V252H227ZM232 250H234V248ZM259 250H261V249H259ZM200 251H201V249H200ZM221 251H220V254H223L224 252L222 253ZM237 251H233L234 253L232 252L229 254H235ZM262 251L263 250L259 251V253ZM190 252H193V250H190ZM216 253H219V250ZM256 253H257V251H256ZM227 254L225 253V257H224V255H222L224 257V258L222 257V259L228 258V257H226ZM243 254H241V255H243ZM202 255H203V253H202ZM205 255H207V254H205ZM217 255H219V254H217ZM236 255L237 254H235L233 256L234 259H235ZM230 256H232V255H230ZM238 256H239V258L243 257V256L240 257V254ZM238 256H236V257H238ZM198 257L199 256H197V257L195 256V260ZM212 257H213V255H212ZM216 257L214 255L213 258L217 259ZM233 257L230 259H233ZM213 258H211V259H213ZM222 259H219V260L222 261ZM197 261L199 263V261H201V260L197 259ZM205 262H206V260H205ZM207 262L209 263V260ZM213 262H214L213 264H216L217 260H216V263H215V260H213ZM199 264H202V262Z\"/></svg>","mask_w":264,"mask_h":264}]
</instances>
